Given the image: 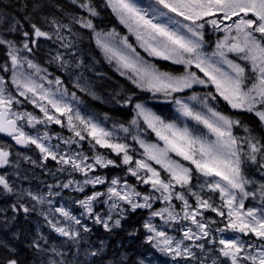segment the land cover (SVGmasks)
I'll list each match as a JSON object with an SVG mask.
<instances>
[{"label": "snow or ice", "instance_id": "obj_1", "mask_svg": "<svg viewBox=\"0 0 264 264\" xmlns=\"http://www.w3.org/2000/svg\"><path fill=\"white\" fill-rule=\"evenodd\" d=\"M69 2L86 15L67 12L54 0H30V3L23 4L22 10H31L25 11L23 16L30 31L24 30L25 26L20 18L0 11V48L7 58L6 62L0 64V69L11 72L10 83L17 96L38 107L45 118L14 111L13 104H20L21 101L12 94L5 77L0 75V134L10 137L21 147L34 145L43 161L51 159L61 165L59 171H65V166H68L72 171L80 172L85 177L82 182L69 180L63 185H57L65 189L72 187L80 193L85 192L89 185L96 189L98 185L106 183L101 175H89L95 173L97 167L133 165L129 145L114 140L113 131L107 130L93 118H86L78 110L74 111L73 106L65 101L67 89L60 90L63 81L59 77L48 79L51 74L47 69L29 58L40 48L41 40L50 41L65 52L57 50L48 63H56L64 71L70 68L81 69L82 76L86 65L76 55V41L72 37L79 35L76 26L89 30L109 62L116 61L121 75H127L137 88L152 93L153 97L157 94L170 97L182 116L203 125L214 139H210L209 135L195 134L187 125L178 127L175 123H165L129 95L123 103L124 106L132 104L135 109L136 118L131 121V125L139 128L138 119L142 118L148 128L164 142V147L161 148L156 144L145 143L137 135L132 136L144 149L145 158L136 159L134 166L128 167L127 171L142 184L149 185L151 192L141 193L126 181L122 183L120 178H113L105 190L93 191L76 201L83 209L82 215L101 226L105 232L111 233L114 229L121 228L129 211L149 210V218L143 224L148 233L145 242L170 257L174 264H180L181 261L184 264H264V183L257 185L245 168L246 165L256 166L257 171L264 175V135L257 133L241 119L214 110L208 106L207 97H189L192 101L199 99V103L207 109L205 114L195 110L185 100L173 96L174 93L185 92L194 85L207 87L210 83L219 97L233 110L254 115L259 120L261 129H264V0H154V4L148 8L137 6L133 0H105L106 6L111 8L120 22L135 33L141 47L154 57L184 65V75L162 72L155 66L142 62L138 55H130L115 48L108 40L113 33L103 34L96 30L92 18L97 17L99 12L93 0ZM49 9L60 11L61 16L58 17ZM176 17L182 19L177 20ZM234 17L237 19H233ZM227 21L231 23L226 24ZM206 26H211L214 32L224 33L211 53L205 51ZM17 35L22 39L18 41L15 38ZM122 43L135 54L136 50L128 43L127 38ZM229 54L244 63L230 59ZM193 66L207 79L187 71ZM45 82L50 86L56 85L57 92H53L50 87L46 88ZM75 86L86 91L78 81ZM209 96L216 98L211 93ZM71 97L75 100L76 94L73 92ZM48 105L59 116L66 118V125L50 113ZM21 121H26L28 126L33 127L45 122L66 126L72 136L57 139L68 145V149L59 150V144H46V141L52 139L47 131L42 135H29L19 123ZM236 128L242 129L244 135L235 134ZM119 130L125 134L130 132V128L124 125H120ZM87 138H90L93 148L98 145L121 156L120 164L100 154H95L93 162L89 163L87 155L72 150L73 144L81 147L80 142ZM10 148V145L0 143V169L14 166L10 159L13 155ZM169 153H175L192 167L172 159ZM15 155L19 157L21 154L17 152ZM24 158L30 159L26 156ZM149 161L160 165L168 174L167 177H162ZM31 162L35 164V161ZM193 172L205 178L203 183L197 181L199 191L194 190L196 185H193ZM8 176V172L0 174V190L5 195L14 194L16 203L10 205L14 214L11 218L0 215V227L7 229L21 210L26 218L29 213L38 212L45 221L44 226L64 238L62 244L57 246L37 228L36 235L27 245L35 253L34 264H105L104 242H100L99 248H93L83 235L91 233L92 228L82 223L80 218L65 207H52L53 201L48 197L60 195L59 192L49 191L46 196L31 191L17 192ZM205 189L219 193L221 203L217 205L212 202V197L202 196L201 192ZM24 197L30 198L35 204L31 208L26 206L21 202ZM189 197L194 198L195 206L189 202ZM250 199L258 201L260 207H246L245 201ZM157 201L163 203L164 207L154 209L153 205ZM173 201H179V207ZM45 203L48 205L47 210L38 211L37 205ZM99 204L106 206V212L96 210ZM5 211L0 208V214ZM206 211L215 213L222 218L221 221L206 218ZM57 213L63 218V222L56 217ZM154 218L162 220L163 225L154 224ZM183 221H189L191 226L183 225ZM221 223L223 227L219 226ZM175 225H180L178 230L182 239H177L164 230L165 227ZM213 225L216 227L213 228ZM228 232L242 234L243 237H249V240L242 239L241 235H224ZM214 233L221 235L216 236ZM128 235L134 236L136 232H129ZM13 236L16 240L20 239L19 233H13ZM251 237H255L259 243L252 241ZM186 241L189 243L186 244ZM0 249L9 253L0 260V264H19L14 255L16 249L3 239H0ZM73 249L69 259L68 252ZM81 256L83 259H80ZM139 264H145V261L140 260Z\"/></svg>", "mask_w": 264, "mask_h": 264}, {"label": "trees", "instance_id": "obj_2", "mask_svg": "<svg viewBox=\"0 0 264 264\" xmlns=\"http://www.w3.org/2000/svg\"><path fill=\"white\" fill-rule=\"evenodd\" d=\"M55 3L59 4L67 12L82 13L75 5L70 4L69 0H54ZM94 4L97 6L99 15L93 17V23L96 30L105 32H115L119 36L126 37L132 47L138 52L140 58L145 62L150 63L162 72H168L173 75H180L183 73L184 69L182 66L172 64L166 61H162L156 58L149 57L142 50H140L136 43L133 41L132 37L127 35L124 26L119 22L115 14L112 12L111 8L106 6L105 0H93ZM25 3H30V0H0V11H4L11 15L20 18L24 24V30L30 31L28 27V22L23 20L25 11L30 12V8L22 10L21 6ZM49 11H54L55 14L60 17L61 12L56 9H49ZM76 30L79 35L72 37L76 41L77 56L84 60L86 67L83 69V75L80 76L81 69H75V74L68 71L62 70L56 63H48L51 58L53 45L50 41L40 42V48L36 50L35 55L30 56L36 63H38L42 68H46L47 72L50 73L49 78L61 77L65 85L69 88L71 93L76 94V99L79 102L80 108L83 113L92 117L93 119L105 122V125L119 128L120 125H124L133 131L131 121L136 118V112L132 104L124 106V100L131 95L135 102L142 103L151 108L157 115L161 118L171 121L174 119L173 104L171 101H166L165 97L156 96L153 97L152 93L142 91L137 88L136 85L130 80L122 75H120L115 68H113L105 57L102 55L101 50L97 47L94 39V34L86 29H79L76 26ZM206 41H208V29L205 30ZM18 41L22 39L21 36L17 35L15 37ZM6 57L4 56V50L0 48V64L6 62ZM75 59H73L74 61ZM0 75L4 76L7 81L10 80L11 72H4L0 69ZM198 75L203 78L199 73ZM79 77V80H78ZM77 81L80 86L85 88L86 91H81L80 88L76 87ZM9 84V82H8ZM203 88H194L193 91H197L202 94ZM208 93L216 96L215 99H210L211 106L217 111L224 115H228L232 118L241 119L243 122L247 123L250 127L255 129L257 133L264 135V129H261L259 120L252 114L247 112H239L233 110L219 95L215 92L212 86L207 87ZM192 90H188L184 93L175 94L186 95ZM207 92V91H206ZM94 96L96 98H94ZM15 105L13 104V107ZM138 131L142 136H147V129L139 123ZM57 127V126H56ZM56 130L54 126L49 127L48 131L50 135L56 136L55 143L63 146L60 143V139H57L59 135H67L64 128L57 127ZM234 133L237 135H244L243 130L240 128L234 129ZM0 143L10 145L11 148L16 149V147L8 140L0 139ZM89 146V147H88ZM68 147V146H67ZM81 152H85L88 157H93L95 154L105 155L106 157L115 160L120 164V157L114 156L110 151L106 149H99L97 147L93 148L90 145H82L79 149ZM28 157L30 158V163L20 162L15 170H20L22 167L28 168L30 170L28 177L24 182H22L23 188L27 186L28 191L33 193H45L49 186H53L56 183L63 185L68 179V173L74 172L70 168L65 167V171H59L61 165L56 164L53 160L49 159L43 161L40 153L35 150L33 146H29L26 150ZM31 161H35L33 164ZM181 163L186 166L192 167L189 163ZM246 173L251 179H253L256 184L264 183V175H261L257 171L256 166L246 165ZM1 172V169H0ZM95 175H101L105 178L106 182L112 180L113 178H120L122 182H127L129 185L135 187L137 191L142 193H150L147 186H141L140 183L136 182L132 177L128 176L125 172V167H109V168H96ZM69 181V179L67 180ZM196 179V172H193V185ZM12 186L16 189L15 184L11 182ZM26 189V188H25ZM96 189L105 190V185L97 186ZM95 190V189H94ZM67 192V191H66ZM67 199H65L62 204L68 205L65 201L76 202L81 199L82 195L75 191H68ZM211 195V193L202 192V195ZM213 195H211L212 197ZM70 197V199H68ZM58 198V197H57ZM216 199V198H215ZM28 207H32L34 203L28 197H24L21 201ZM16 203V196L5 195L2 190H0V208L6 211L0 215H6L11 218L14 214L11 210L10 205ZM127 207V206H125ZM72 213H76L77 209L72 208ZM149 216V210L138 209L136 212L129 211L127 213V219L122 221V226L119 229H114L111 233L105 232L104 229L95 225L91 220H84L83 222L92 228L91 233L83 234L88 243L93 248H99L100 242H104V257L105 264L108 262H113V264H139L140 260H155L159 262L166 261L159 251L153 248L151 245L145 242V237L148 235L143 227L144 222ZM45 221L43 217L38 214V212H31L27 215L22 212V210L16 215L15 221L11 222L7 229L0 227V239L5 240L11 247L16 249L15 258L18 260L19 264H34L35 253L27 245L30 243L33 236L36 235L37 228L40 229L42 233L49 237L51 243L60 246L64 238L59 237L54 232L44 226ZM222 223L219 225L222 227ZM216 227V225H213ZM212 226V227H213ZM136 232V235L130 236L129 232ZM13 233H19L20 239H14ZM245 238V237H244ZM252 238V237H251ZM88 245H82V247H87ZM74 249L68 252L69 259L72 257ZM9 253L3 249H0V260L6 258ZM80 259H83L81 256Z\"/></svg>", "mask_w": 264, "mask_h": 264}, {"label": "rangeland", "instance_id": "obj_3", "mask_svg": "<svg viewBox=\"0 0 264 264\" xmlns=\"http://www.w3.org/2000/svg\"><path fill=\"white\" fill-rule=\"evenodd\" d=\"M133 2L136 3L137 6L142 7V8H148L149 5L154 4V0H133ZM157 7H158V6H157ZM164 11H166V10H164ZM114 14H115V13H114ZM169 15H173V14H169ZM115 16L117 17V19H118L119 22H120V19L118 18V16H117L116 14H115ZM176 19H177V20H181L182 18H180V17H176ZM233 19H237V18L234 17ZM163 20H164V22H167L166 18H163ZM120 23H121V22H120ZM185 23H187V22H185ZM225 23H226V24H227V23H231V21H227V22H225ZM121 24H122V23H121ZM122 25L124 26V28H125V30H126V32H127V35H129V36L132 37L133 41L136 43V46H137L140 50H142V51H143L145 54H147L149 57L159 59V58H157V57H154V56L150 55V54H149V53H148L143 47H141V42L138 41V40L136 39V35H135V33L129 31L128 27H126L124 24H122ZM206 28L208 29V35H209V38H208V41H207L206 46H205V51H207L208 53H211L212 51L215 50V44H216L217 40L220 39V38H223L224 33H223V32H214L213 29L211 28V26H206ZM108 33H113V35H111L110 37H108V40H109V42H110L115 48H117L118 50H121V51H123V52H125V53H128V54H130V55H134V56H135V55H138V56H139V54H138L137 51L135 52V54H133V53H131V50H130V49H127V48L124 47L122 41H123V39L126 38V37L119 36L118 34H116L115 32H112V31H111V32H105V33H103V34H108ZM65 35H68V34L65 33ZM94 39H95V37H94ZM50 43L53 45V48H52V53H53V55L56 53L57 50H59V51H61V52H65V50L62 49V48H59V49H58V45H57V44H53L52 42H50ZM95 43H96V41H95ZM128 43H129V42H128ZM96 45H97V44H96ZM97 47H98V46H97ZM76 48H77V47H76ZM98 48H99V47H98ZM133 48H134V46H133ZM99 49L101 50V53H102V55L105 57L106 61H108V63H109L113 68H115V70L120 74V71L117 70L116 61L113 60L112 62H109V60L106 58V56H105L104 52L102 51V49H101V48H99ZM22 55H26V53H22ZM76 55H77V54H76ZM29 58H31V57H29ZM139 58H140V56H139ZM229 58H230V59H234V60H236V62H238V63H241V64L244 63L243 61H239V60H238L235 56H233L232 54H229ZM31 59H32V58H31ZM140 59H141L142 62H145L142 58H140ZM159 60H162V59H159ZM162 61H166V60H162ZM75 62H76V61L74 60L73 63H75ZM166 62L172 63L171 61H166ZM145 63H147V62H145ZM147 64H148V65H151L150 63H147ZM172 64H173V63H172ZM179 66H182L183 69H184L183 73H181L180 75H184L185 72H186L185 66H184V65H179ZM222 67H224L226 71L228 70L226 66L222 65ZM70 69H71V68H70ZM187 71L195 72L197 75H198V73H199L201 76H203V73H201V72L199 71V69H196L194 66L191 67V68H189V69H187ZM71 72L74 74V76H77V74L74 73V72H75V69H71ZM120 75H121V74H120ZM129 75H130V74H129ZM10 76H11V75H10ZM122 76L125 77V78H127V79H129L127 75H122ZM198 76H199V75H198ZM57 77H59V76H57ZM199 77H200V76H199ZM55 78H56V77H54V78H49V77H48V79H50V80H54ZM59 78L63 81V79H62L61 77H59ZM203 79H207V78L203 76ZM130 80H131V79H130ZM131 81H132V80H131ZM8 82H9L8 86H9V88H10L12 94H13L14 96H16L17 99H19V100L21 101L20 104H14L15 106L13 107V110H14V111H18V112H28V113H31V114H33L34 116H36V117H38V118H40V119H45V118H44V114H43L42 112H40L39 108H38V107H35L32 103H30L29 101L25 100L23 97H19V96H17V94H16V90H15L14 87L11 86L10 80H9ZM209 85L212 86L210 83L208 84V86H209ZM208 86H207V87H208ZM45 87H46V88H49V87H50L51 90H52L53 92H57V86L54 85V84L50 86V85H48V84L45 82ZM207 87H204V86H202V85H194L191 89H187V90H186V91H188V90H192L190 93H188V94H186V95H177V96H175V94H180V93H174L173 96L185 100V101H186L187 103H189V105L192 106L195 110H197V111H202V112H204L205 114H207V109H206L201 103H199V99H198L197 101H192V100L189 99V97H191L192 95H196V96H197L198 98H200V99H203V98L207 97V104H208V106L212 107V106H211V102H210L211 97L209 96V93H208ZM212 87H213L214 90H215V87H214V86H212ZM194 88H198V89L203 88V90H202V91H203L202 94L198 93L197 91H193ZM63 89H67V96L65 97V101H66L67 103H70V104L73 106L74 111L78 110V111L81 113V115L85 116L86 118H89L90 116H88L87 114H85V113L82 112L78 100H77V99H75V100L72 99V97H71V94H72V93L70 92L69 88L65 85L64 81H63V84L60 86V90L62 91ZM186 91H185V92H186ZM206 91H207V92H206ZM215 92H216V90H215ZM182 93H184V92H182ZM157 95H158V96H162V97H164L162 94H157ZM57 98H59V95H57ZM165 98H166V97H165ZM164 100H166V101H171V103L173 104L172 106H173V112H174V119L171 120V121H167V120L161 118V117H160L159 115H157L154 111H152L150 107H148V106H146V105H144V104H143V105H144L149 111H151V112L154 113L155 115L159 116L162 120H164L165 123H175L178 127H184L185 125H187L190 129H192V130L194 131L195 134H197V135H199V134L209 135V138H210V139H214V137H211L210 134L207 133V129H205V128L203 127V125H198V124L195 123V121L189 120L188 118L182 116L181 113H180L179 111H177L178 106H177L174 102H172V100H171L170 97H169V98H166V99H164ZM225 102H226V101H225ZM226 103H227V102H226ZM227 104H228V103H227ZM229 106H230V105H229ZM48 107H49L50 113L56 115V116H57L59 119H61V121L66 125V118H65V117H62V116H59V113H55V111H54L53 109H51V106H50V105H48ZM212 108H213V107H212ZM214 110H216V109L214 108ZM216 111H217V110H216ZM91 118H92V117H91ZM94 121L100 123L101 126L105 127L107 130H109V131H113V133H114V135H113V139H114V140H118L119 142L126 143V144L129 145V154L133 156V165H123V164H120L119 167H121V166L125 167V172L127 173L128 176L132 177L136 182L140 183L141 186H147V187H148V191L151 192V188H150L149 185H144V184H142V183H141L140 181H138L135 177L131 176V175L128 173V171H127L128 167H130V166H134V162H135L136 159H144V158H145V157H144V149L140 147L139 143H137L135 140L132 139V136H133V135H137V136H139L140 139L144 140L145 143H148V144H156V145H158V146L161 147V148L164 147V142L161 141V140H159V138L156 136V134H155L150 128H148L147 124L144 123V121H143L142 118H139V119H138V124L141 123V124L147 129V131H148L147 136H142V135L140 134V132L138 131V129L136 130L137 127H136V126H133V125H132V129H133V131H130L128 134H125V133H123L122 131H120L119 128L105 125V122H100V121H97V120H95V119H94ZM19 123H21V124L23 125V127H24V131H25L26 133H28L29 135H32V136H36L38 133H39L40 135H42L45 131H47L48 134H49V136H50L52 139H51L50 141H46L45 143H46V144L50 143V144H52V145H57V144L54 142L55 139H56V136H52V135H50V133H49V131H48V128L54 126L55 129L57 130V129H58L57 127H62L61 125H58V124H55V123H47V122H45L44 124H36V125L33 127V126H28L27 123H26V121H21V122H19ZM56 126H57V127H56ZM62 128H64L65 133H67V135H66V134H65V135H62V134H61V135H59L58 137H60V138H62V139H67L68 137L72 136V133L68 131V129H67L66 126H65V127H62ZM0 139H1V138H0ZM89 141H90V138H87V139H85L84 141H81V142H80V145H81V146H82V145H90V146H92V144H90ZM60 143L63 144V146H60V145H59V146H60V149H59V150H66V149H68V147H67L68 145L62 143V142H61V139H60ZM12 144H13V143H12ZM13 145H14V144H13ZM14 146H15V145H14ZM31 146H33V147L35 148L34 145H31ZM15 147H16V146H15ZM28 147H29V146H28ZM28 147H27L25 150H20V149H18L17 147H16V149H14V148H10V151H12V153H13V155L10 157V159H11V161H12V163H13L14 166L7 167V168H5V169H1V172H0V174H3L4 172H8V173H9L8 179L10 180V182H13V184H15V187H16L17 192H20V191H25V192H26V191H28L27 186H25L26 189L23 188V186H22V182H24V181L26 180V178L28 177V174H29L30 170H28V168H25V167H22V168H21L20 170H18V171L15 170V169L18 167V166H15V165H17V164L19 165L20 162H21V163H22V162L30 163V161H29L30 159H29V160H25V158H24L25 156L28 157V155H27V153H26V150L28 149ZM88 147H89V146H88ZM96 147L99 148V149H104V148H100L98 145H97ZM71 148H72L73 151H79V149H80V147H77V145H75V144H73V145L71 146ZM35 150L39 152L38 149L35 148ZM106 150L110 151L111 154H113L114 156H116V154L113 153L111 150H109V149H106ZM17 152L21 154L19 157L15 155V153H17ZM39 153H40V152H39ZM83 153L85 154V152H83ZM40 155H41V153H40ZM169 155H170L171 158L174 159V160H177V161H179V162H180V160L183 161L180 157L176 156L175 153H169ZM104 156H105V155H104ZM41 157H42V155H41ZM119 157H120V161H119V162H121V156H119ZM107 158H108V157H107ZM108 159H110V158H108ZM54 162H55V161H54ZM88 162H89V163H92V162H93V161H92V157H89V161H88ZM183 162H187V161H183ZM55 163H56V162H55ZM149 163H151L152 166L155 167V168L161 173V176H162V177H167L168 174H167V173H166V172L160 167V165L155 164L154 162H151V161H149ZM187 163H188V162H187ZM56 164H57V163H56ZM185 166H186V165H185ZM65 167H68V166H65ZM97 168H100V167H97ZM142 174H143V173H142ZM89 175H90V176H95L94 173H89ZM116 178H118V177H116ZM68 179H69V180H73V181H80V182H82V181L85 179V177H84L80 172H69V173H68ZM68 179H67V180H68ZM196 179H197V181L199 180L200 183H203V181L205 180V178L202 177V176H200L198 173H196ZM217 179H218V178H217ZM67 180H66L65 183L68 182ZM110 181H111V180H110ZM110 181H108V182H106L105 184H103V185H105V188H107V187L109 186ZM197 181L194 182V185H196V187H195L194 190L199 191L200 189H199V185L197 184ZM121 182H122V181H121ZM122 183H123V182H122ZM57 185H60V184H59V183H56L55 185H53V186H51V187L49 186V187H48V190H47L45 193H40V192H39V194H43V195L46 196L47 193H48L49 191H51V192H53V193H57V192H59L60 195H54V196H52V197H48V199H51V200L53 201V203H52V207H53V208L63 206V207H65L67 210H69V211L72 213V211H73L72 208L75 207V208L77 209V212H76V213H72V214L75 215V216H77L78 218H80L81 221H82V223H84V222H83L84 220L89 221L90 219H86V218L82 215V213H83V209L78 205V203H76V202H72V201L69 200V201H65L68 205H63V204H62V202H63L65 199H67V194H66V193H67L68 191H70V190L74 191L73 188L70 187V188L65 189V188H62V187H57ZM98 186H102V185H98ZM97 190H99V191H103V190H101V189H95V190H94V189L91 187V185H89V186H87V187L85 188V192H83V193L77 192V193L80 194V195H82L81 199H83L85 195H89V194H91L93 191H97ZM66 191H67V192H66ZM75 192H76V191H75ZM203 192L211 193V195H213V196H212V202H213V203H215V204H217V205H219V204L221 203V201L219 200V193H212V192H209L207 189H205ZM141 193H142V192H141ZM154 195H159V194H158V193H154ZM201 195H202V192H201ZM211 195H209V194H205L204 197H205V198H207V197H209V196L211 197ZM202 196H203V195H202ZM57 197H58V198H57ZM215 198H216V199H215ZM68 199H70V197H68ZM32 202L35 204L34 201H32ZM173 202L179 207V204H180L179 201H173ZM189 202L192 203L193 206H195V200H194V198L189 197ZM245 204H246V207H260V204H259L258 201H254V200H251V199L248 200V201H245ZM162 207H164V204L161 203L160 201L155 202L154 205H153V208H154V209H157V210L160 209V208H162ZM47 208H48L47 203H45L44 205H37V209H38V211H39V210H44V211H46ZM96 210H97V211H104V212H106L107 209H106V206H105V205H103V204H99V205L96 206ZM225 211H226V210H225ZM204 215H205L206 218H212V219H215V220H217V221H221V219H222L221 217L216 216V214L213 213V212H211V211H206V212H204ZM56 217H57L58 219H60V220L63 222V218H62V217H59V214H58V213L56 214ZM148 218H149V216H148ZM148 218H147V220H148ZM152 222H153L154 224H156L157 226H162L163 223H164V222H163L162 220H160L159 218H154V219L152 220ZM66 223L71 224V222H66ZM181 223H182L183 225H185V226H191L189 221H183V222H181ZM84 224H85V223H84ZM72 226H73V227H76L75 225H72ZM222 227H223V225H222ZM179 228H180V225H175V226H171V227H165L164 230H166V231L168 232L169 235H173V236H175L177 239H182V234H181V232L178 230ZM213 228H215V226H213ZM214 235L219 236V235H221V234H220V233H214ZM224 235H226V236L241 235V238H242V239H244V240H249V237H245V238H244V237L242 236V234H234V233L228 232V233H226V234H224ZM251 240L254 241V242H256V243H259L258 241L255 240V237H252ZM201 242H204V241H201ZM185 243L187 244V243H189V242L186 241ZM159 253H160V252H159ZM160 254H161V253H160ZM161 256H162L166 261L159 262L157 259H155V260H147V261L144 260V261H145V264H174V262L171 260L170 257L165 256V255H163V254H161ZM180 264H184V262L181 261Z\"/></svg>", "mask_w": 264, "mask_h": 264}, {"label": "water", "instance_id": "obj_4", "mask_svg": "<svg viewBox=\"0 0 264 264\" xmlns=\"http://www.w3.org/2000/svg\"><path fill=\"white\" fill-rule=\"evenodd\" d=\"M0 138L9 140L11 143H13L20 150H25L27 148V147H21L19 145H16L15 142L10 137L4 136L3 134H0Z\"/></svg>", "mask_w": 264, "mask_h": 264}]
</instances>
